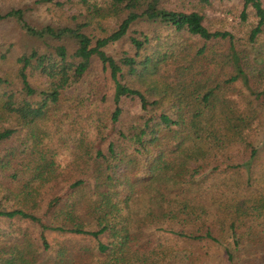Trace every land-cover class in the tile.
<instances>
[{
  "label": "trees",
  "instance_id": "trees-1",
  "mask_svg": "<svg viewBox=\"0 0 264 264\" xmlns=\"http://www.w3.org/2000/svg\"><path fill=\"white\" fill-rule=\"evenodd\" d=\"M81 1L86 4L87 0ZM242 1V19L248 7L254 9L256 19L246 44H241L231 32H211L199 10H168L161 6V0H105L101 6L89 7L87 25L91 20L110 18L118 22L112 32L94 40L82 32V26L76 29L50 25L35 28L27 23L21 9L0 14V21L15 20L29 37L60 43L50 54L32 51L29 55L17 56L14 71L0 76V175L16 183V195L22 197L21 201L9 184L0 183V218L37 222V217L28 213L26 207L28 204L36 207L40 190L55 178L53 156L43 143L48 128L55 126L57 129L53 121L64 115L63 111L67 116L70 111L76 112L68 127L77 135L68 140L91 164L89 178L93 179L97 196L88 205L92 213H84V217L93 221V230H85L82 221L88 220L75 213L79 209V197L72 196L85 185L82 181L69 186L66 198L55 207L60 213H52L61 221L58 227H49L69 237L90 239L95 242L93 246L64 245L49 258L52 263L41 262L37 246L25 234L15 237L5 233L0 237V264L192 263L196 257L190 253L177 255L155 235L165 231L170 234L172 229L164 228L169 223L195 227L189 233H172L185 241L224 246V258L229 263L238 262L235 255L239 262L244 259L245 238L260 241L257 235L262 233L253 234L255 226L253 229L245 227L246 223L248 220L254 222L264 213H244L237 207L234 213H224L228 215L224 216L223 224L218 219L211 222L214 228L227 226L234 246L232 250L213 236L212 227L205 222L207 217L199 215L201 212L193 201V186L198 177L204 175L203 170L209 163L222 157L231 147L244 145L250 148V159L256 157V149L244 136L256 115L240 110L229 92L238 80L251 92H264V41L260 43L261 37L264 40V0L263 3L261 0ZM142 18L161 24L180 39L185 36L189 40L198 39L202 46L189 55L192 47L187 44L184 50L187 41L182 39L175 49L167 45L165 50L157 49L149 54L151 43L160 44L161 36L156 32L150 37L141 33L142 39L129 38L132 53L125 50L119 59L108 55L105 47L125 38L135 22ZM68 40L73 43L72 53H68L63 44ZM220 46L224 49L219 50ZM94 59L108 71L113 86L112 107L103 108L101 113L93 107L86 112L87 99L70 94L89 72ZM169 60H175L173 64L178 63V66L167 69L165 64ZM29 73L43 80L38 90L28 85ZM128 99L149 103V113L154 110L160 113L151 119L134 117L124 126L121 120L130 114L126 107ZM82 121H89V124L81 125ZM119 124L120 129H116ZM90 131L95 133L93 139L87 134ZM111 132L114 138L110 140ZM18 141L32 145L17 154L18 151L9 145ZM103 142L107 144L105 152L101 148ZM33 156L36 158L28 159ZM25 160L26 164L15 166V162ZM191 163H195V167H190ZM138 182L144 185L139 193H146L148 202L154 204L159 213H169L149 214L144 230L139 229L136 215L122 213L130 210V195ZM8 200L23 203L18 208L6 210L4 201ZM224 208L228 211L227 206ZM255 210L264 212V205ZM163 221H167L166 225ZM152 224L153 230L149 227ZM101 236L106 240L102 241ZM252 245L253 262L262 264L263 244L254 242ZM49 247L47 243L42 244L44 250Z\"/></svg>",
  "mask_w": 264,
  "mask_h": 264
},
{
  "label": "rangeland",
  "instance_id": "rangeland-1",
  "mask_svg": "<svg viewBox=\"0 0 264 264\" xmlns=\"http://www.w3.org/2000/svg\"><path fill=\"white\" fill-rule=\"evenodd\" d=\"M105 0H87L86 4H83L81 0H0V14H4L12 9H21L24 13V18L28 24L35 28H41L46 25L52 27H68L76 29L82 26V32L86 35L96 39L98 37H104L107 33L112 32L117 26L118 22L115 19H107L105 21L91 20V24L87 20V9L94 5L101 6ZM263 3V0H261ZM161 6L168 10H182L191 11L199 10L205 17V25L211 31H227L231 32L240 41L241 44H246L249 33L252 27L256 23L255 12L252 7L246 9L245 19H242L241 14L243 11L242 0H161ZM91 10V9H90ZM125 17V16H124ZM106 31V32H105ZM156 32L161 36L160 44H156L155 41L151 43V47L148 53L151 54L155 50H165L167 45H173L174 49L180 44V40H185L184 50L187 44H190L192 49L189 55H192L198 48L202 46V43L198 39H187V36L180 39L167 28L163 27L157 22H149L145 18L139 19L129 30L127 36L119 42L109 44L105 47V52L119 59L123 51L132 53L129 38L136 37L142 39L141 33L146 34L149 37L153 36ZM261 40L264 41L261 37ZM60 43L46 42L33 37L27 36L19 24L15 20H2L0 21V76H8L12 73L17 65V56L23 54L29 55L32 51L38 53H52L55 45ZM68 50V53H72L73 43L68 40L63 43ZM177 49V48H176ZM223 50L224 47L220 46L219 50ZM250 55L253 54V49L250 48ZM2 55L5 56L2 57ZM175 60L167 61L166 68L174 69L177 64H173ZM42 79L36 75L29 73L28 85L33 89H39L42 85ZM16 84V83H15ZM70 94L85 97L86 108L88 112L90 108H95V111L101 113L104 109H111L113 86L109 80L108 71H104L100 62L96 59L93 60L92 66L89 72L84 76L82 81L74 87ZM105 99L103 100V98ZM229 97L233 99L238 108L242 111L252 113L256 115V120L253 122L250 130L245 131V141L251 144L256 149V157L250 159V148L244 145L237 144L231 147L222 157L213 160L208 164V168H205L204 175L199 176L195 185L193 186L194 192V205L199 209V215H204L207 218L205 222L212 227L213 236L219 239L223 245H226L230 249H234L232 239L227 233V226H223V229L214 228L211 222L220 221L224 223V216L234 213L237 207H241L244 213H264L262 210H255L258 206L264 205V92L256 91L251 92L241 84L240 80L235 82L232 87V91L229 92ZM89 99V101H88ZM149 99V98H148ZM126 107L129 109L130 114H126L121 124L125 126L134 117H141L144 119L155 118L159 110H154L149 113V103L141 104L138 100H126ZM59 116V120L53 121L56 125L52 128H48L46 131L48 136L44 139L43 145L48 149L49 154L53 156V161L56 167L55 178L40 190V197L36 199L37 206L32 207L28 204L26 211L37 217L35 224L28 220L19 218L7 219L0 218V237L5 233H11L12 236L31 239L39 253L42 255L41 262L50 261L51 256L55 255L56 251L63 248L64 245L71 247L73 245L83 244L91 245L95 244L90 239L81 237H69V235L60 234L59 232L50 230L49 227H58V223L61 221L59 218H55L52 213L57 212L56 206L61 203L69 193V186L75 182L82 181L85 185H82L74 196L79 197V209L75 210L78 216L84 217V213H92L88 208L90 201L97 196L94 195V183L93 179L89 178V172L91 164L87 160L86 156L79 149H75L71 140L68 138L77 135L75 130H71L70 122L71 117L76 115V112H69L70 116L65 115L64 111ZM84 115V114H83ZM89 124V121H82L81 125ZM120 129V124L116 127ZM71 130V131H70ZM79 133V132H77ZM108 133H110L108 131ZM81 134V133H80ZM79 134V136H80ZM87 134L93 139L95 133L93 131L87 132ZM78 136V137H79ZM114 138V133L111 132L109 139ZM29 145H23L17 142L9 147H14L17 150V154H20ZM102 150L105 152L107 148L106 142L101 144ZM43 149V147H41ZM4 153V152H1ZM35 156L28 159H34ZM26 159V160H28ZM26 160L22 163L20 161L15 162V166H21L26 164ZM20 163V164H19ZM190 167H195V163L189 164ZM17 166V167H18ZM6 176L0 175V183L5 186L9 184L11 189H14L16 183L11 182ZM201 177V178H200ZM200 178V179H199ZM144 185L141 182L135 184L133 189V195H130L132 200L130 210L125 209L122 213H132L133 216H137L139 229L144 230L143 226L149 218V214L154 215H169V213H159L157 207L151 204L149 196L142 192L140 189ZM122 190V189H121ZM120 188L119 191L121 192ZM18 190L13 191V194L22 201L21 195H16ZM59 202V203H58ZM23 202L18 200L4 201V207L6 210H13L22 205ZM58 203V204H57ZM151 206V208H150ZM167 207V204H164ZM227 206L228 211L224 210ZM55 208V209H54ZM121 213V212H120ZM217 213L219 216H217ZM223 213V214H222ZM217 216V217H216ZM167 218V217H166ZM82 221L85 230H93L94 223L92 220ZM47 222V223H46ZM166 225L167 221H163ZM264 215L258 216L254 219V222L249 221L245 227L255 226L253 234L261 232L257 236L260 237V241H254L253 237L245 238V251L244 259L240 262L236 257L235 264H256L253 262V245L252 243L258 242V244L264 246ZM161 223V222H160ZM169 223V222H168ZM229 221L227 222L228 225ZM164 228L172 229L170 234L165 232L155 233L166 245L177 254L190 253L193 258V262L188 264H232L229 263L223 254L224 246L216 245L208 242H194L185 241L172 233H189L195 230V227H180L174 223ZM252 225V226H251ZM135 227H138L135 224ZM147 227V226H146ZM151 229H155L154 225H149ZM258 227V228H256ZM258 230V231H257ZM241 231V229H240ZM144 232V231H143ZM146 232V231H145ZM145 235V234H144ZM106 240V237L101 236L102 241ZM47 243L50 247L48 250L42 248V244ZM213 244V245H212ZM264 249V247H263ZM263 259H264V252ZM52 263V262H51ZM90 264L91 262H87ZM170 263H175L170 261ZM264 264V262L262 263Z\"/></svg>",
  "mask_w": 264,
  "mask_h": 264
}]
</instances>
